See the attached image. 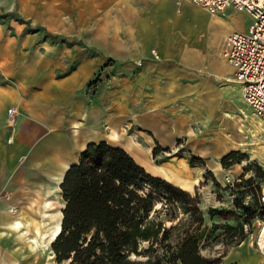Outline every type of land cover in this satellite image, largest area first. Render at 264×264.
Listing matches in <instances>:
<instances>
[{"label": "crops", "instance_id": "0c3cea01", "mask_svg": "<svg viewBox=\"0 0 264 264\" xmlns=\"http://www.w3.org/2000/svg\"><path fill=\"white\" fill-rule=\"evenodd\" d=\"M175 3L0 0V12L12 15L11 20L1 21L0 32L5 26L18 29L15 36L0 41L17 44L12 53L0 52V60L13 61L0 69V235L16 236L20 230L34 229L31 221L44 219L53 199L61 198L59 184L65 172L89 143L104 141L121 147L145 171L152 169L153 175L200 195L202 190L196 185L201 173L196 174L185 156L165 155L158 163L152 157L155 144L148 133L162 140L160 152L177 150L173 143L180 135L175 124L179 114L174 125L152 115L154 107L163 103L162 88L150 86L148 70L135 66L151 58L145 44H155L163 52V45L172 42L179 46L174 59L200 58V43L187 47L181 36L165 39L160 30H154L149 14L158 17L160 28L161 5L168 11L170 6L175 9ZM172 14L175 21L180 18L174 10ZM27 28L35 30L27 32ZM218 57L223 62L221 52ZM110 59L114 62L106 67ZM215 60L213 75L222 77ZM97 74L104 78L91 86ZM187 74L179 67L171 73L177 90ZM140 119L155 123L158 131ZM160 131L164 134L159 137ZM219 143L233 145L228 140ZM201 198L203 202L205 196ZM55 203L61 213L63 200ZM17 253L18 249L0 243V264H20ZM223 263L264 264V255L246 239L226 252Z\"/></svg>", "mask_w": 264, "mask_h": 264}, {"label": "rangeland", "instance_id": "374dc122", "mask_svg": "<svg viewBox=\"0 0 264 264\" xmlns=\"http://www.w3.org/2000/svg\"><path fill=\"white\" fill-rule=\"evenodd\" d=\"M160 9L164 17L160 28L157 26L158 17L149 14V17L154 18H151L156 27L154 30H160L165 39L176 37V35H179V38L181 36V42L183 41L187 47L190 44L200 43L197 46L200 47L201 56L195 59L189 56L188 60L182 62L174 59L176 55L174 53L178 51L179 46L171 41L163 45V52H160L155 44L144 45L151 58L141 59L135 66L148 70L145 73L150 79L148 81L150 86L156 88L155 90L159 89V86L162 88L160 99L163 103L158 108L154 107L152 115L159 116L174 125L173 119L179 114L175 124L180 128L179 138L173 143L174 148L177 147L175 152L170 150V154H164L160 152L163 150L160 148L161 150L155 154L152 150L151 155L159 159L156 163L167 158L168 155L185 156L196 174L198 171L201 173L196 187L202 192L200 195L197 192L189 193L191 197H194L203 219L199 229H204L207 234V239L199 246V254L207 260H216L218 264H224L223 257L226 252L244 240L250 239L255 247L254 238L257 229L253 219L256 201L252 198L250 205L246 206L248 207L246 211L241 201L249 193L251 185L257 186L262 182V178L257 176L256 169L264 171V124L243 102L240 86L232 80L224 79L232 78V68L224 59L220 62L218 57L223 45V34L246 29L248 17L244 12L232 9L212 15L191 0H176L175 9L170 6L167 11L166 5H161ZM172 10L179 13L180 18L176 21ZM11 18V14L0 12V24L2 20H11ZM34 30L26 29L27 32ZM14 31L17 32L18 29L5 26L3 32H0V41L7 35L15 36ZM16 48V43H0V52L3 53H12ZM153 50L158 54V58L152 55ZM215 58V61L220 64L222 77L213 75L212 61ZM6 62L13 61L0 60V69ZM112 62L114 60H107L106 67ZM177 67L188 72V76L184 78L183 85H179L178 90L177 86L173 85L175 78L171 75ZM102 78H104L102 74L94 76L91 86L96 85ZM140 120L151 128L157 127L149 120ZM157 131L156 128L155 132ZM148 134L153 136L155 147L159 146L162 140L155 138L157 136L152 133ZM160 134L164 133L162 131L157 133L159 137ZM224 140H228V143L232 142L233 145L223 147L219 142ZM231 151H234L235 158L239 160L232 164L230 162L221 164L222 157ZM149 171L146 172L159 177ZM226 175L234 181L230 184L225 183ZM203 195L205 199L202 202ZM56 198L49 204L51 211L46 212L44 219L30 222L34 229L27 228L26 232L20 230V234L16 236L0 235V243L8 244L11 249H18L17 257L20 264H67L66 262L57 263L50 248L51 242L59 231L57 227L61 218L60 207L55 200L57 202L62 200L60 197ZM167 207L171 206L167 205ZM177 215L182 217L181 221L189 218V215L183 214L182 210L178 211ZM175 222L176 219H172L166 221L165 225L168 227ZM244 223H248L252 236L250 237L242 230L244 237H233L234 229L240 225L242 227ZM53 231L55 235H52ZM31 239H34L33 243L30 242ZM144 245L145 243H142L141 247Z\"/></svg>", "mask_w": 264, "mask_h": 264}, {"label": "trees", "instance_id": "16d2710c", "mask_svg": "<svg viewBox=\"0 0 264 264\" xmlns=\"http://www.w3.org/2000/svg\"><path fill=\"white\" fill-rule=\"evenodd\" d=\"M159 150L156 146L153 154ZM234 155V151L224 155L221 164L237 162ZM256 171L264 180V171ZM59 189L64 206L50 244L57 263H219L199 254L207 234L199 229L203 219L194 197L148 174L121 147L104 141L87 144ZM180 210L189 215L187 220L178 217ZM172 219L176 222L166 227ZM234 231L233 237H244L241 225Z\"/></svg>", "mask_w": 264, "mask_h": 264}, {"label": "built area", "instance_id": "2783aa9c", "mask_svg": "<svg viewBox=\"0 0 264 264\" xmlns=\"http://www.w3.org/2000/svg\"><path fill=\"white\" fill-rule=\"evenodd\" d=\"M209 14H220L227 9L244 12L248 17L246 29L225 34L221 56L232 68L231 80L241 89L243 102L250 107L254 115L264 124V0H191ZM155 58L158 54L151 51ZM8 113L11 109H8ZM224 181H234L229 175ZM246 194L241 204L250 205L256 201L254 223L256 233L255 247L264 255V180ZM244 233L252 236L248 223L242 224Z\"/></svg>", "mask_w": 264, "mask_h": 264}, {"label": "bare ground", "instance_id": "6f19581e", "mask_svg": "<svg viewBox=\"0 0 264 264\" xmlns=\"http://www.w3.org/2000/svg\"><path fill=\"white\" fill-rule=\"evenodd\" d=\"M254 114V113H253Z\"/></svg>", "mask_w": 264, "mask_h": 264}]
</instances>
